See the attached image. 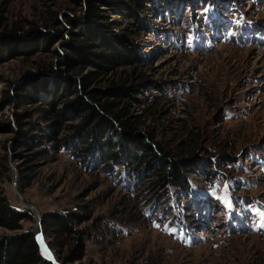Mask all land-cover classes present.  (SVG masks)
I'll return each instance as SVG.
<instances>
[{
  "label": "rangeland",
  "instance_id": "374dc122",
  "mask_svg": "<svg viewBox=\"0 0 264 264\" xmlns=\"http://www.w3.org/2000/svg\"><path fill=\"white\" fill-rule=\"evenodd\" d=\"M203 1L155 0L149 30L131 36L167 94L146 93L138 113L145 106L148 115L156 102L158 111L141 129L156 127V139L174 154H193L205 165L203 174H188V193H152L144 185L152 174L134 182L115 161L107 172L97 152L84 158L69 147L56 151L35 130L37 115L18 125L15 114L28 99L7 103L3 91L22 86L51 55L17 52L0 62V180L9 203L31 207L37 227L54 212L90 218L78 226L86 231L83 258L66 264H264V0ZM51 3L0 0V7L27 39L28 21ZM105 136L108 150L118 146L119 136ZM8 233L0 227V235Z\"/></svg>",
  "mask_w": 264,
  "mask_h": 264
},
{
  "label": "trees",
  "instance_id": "16d2710c",
  "mask_svg": "<svg viewBox=\"0 0 264 264\" xmlns=\"http://www.w3.org/2000/svg\"><path fill=\"white\" fill-rule=\"evenodd\" d=\"M160 1L186 6L206 2ZM157 11L155 0H52L38 21H28V38L23 39V27L4 18L0 7V62L17 52H31L29 57L41 52L51 55L22 86L15 91L5 89L3 97L7 103L17 96L28 99L22 113L15 114V122L21 125L24 117L37 115L35 130L47 136L56 151L69 147L73 156L84 158L97 152L107 172L109 163L115 161L124 163L123 171L134 182L152 174L144 184L152 193L164 194L170 187L188 193V174H203L205 165L198 158L193 160V154H174L170 145L156 139V127L141 129L144 118L147 121L157 113V102L148 115L142 114L145 106L138 113L150 89L161 92L163 98L167 95L164 83L153 80L152 69L144 67L143 54L131 40L132 34L149 30L150 18ZM44 125H55L64 134ZM108 132L119 136L118 146L110 150ZM89 219L74 212H54L44 214L42 227H37L30 208L18 209L9 203L0 180V227L10 232L0 235V264H55L40 252L36 239L40 229L51 239L48 243L57 251L58 264L82 259L86 231L78 226ZM23 222L30 224L25 228Z\"/></svg>",
  "mask_w": 264,
  "mask_h": 264
},
{
  "label": "water",
  "instance_id": "95a60500",
  "mask_svg": "<svg viewBox=\"0 0 264 264\" xmlns=\"http://www.w3.org/2000/svg\"><path fill=\"white\" fill-rule=\"evenodd\" d=\"M29 208H31V207H29ZM32 209V208H31ZM38 237H41V238H43V235H42V232L40 231V232H38V234H36V239H37V241H38V245H39V249H40V252L42 253V251H41V246H40V242H39V240H38ZM48 247V246H47ZM50 249L48 248V251H49ZM42 255H43V253H42ZM44 257H46L45 255H43ZM47 259H49L48 257H46ZM49 260H51L52 262H54L55 264H58V262L57 261H55L53 258H51V259H49Z\"/></svg>",
  "mask_w": 264,
  "mask_h": 264
},
{
  "label": "snow or ice",
  "instance_id": "6c2138e0",
  "mask_svg": "<svg viewBox=\"0 0 264 264\" xmlns=\"http://www.w3.org/2000/svg\"><path fill=\"white\" fill-rule=\"evenodd\" d=\"M226 188H227V186H226ZM225 202H226V204H229V205H230V201L225 200ZM167 227H168L167 225H164V228H165V229H167ZM38 240H40L41 245H42V247H43L42 238L38 237ZM43 250H44L45 254L48 255V258L51 259V255L48 253L47 249L44 248Z\"/></svg>",
  "mask_w": 264,
  "mask_h": 264
},
{
  "label": "bare ground",
  "instance_id": "6f19581e",
  "mask_svg": "<svg viewBox=\"0 0 264 264\" xmlns=\"http://www.w3.org/2000/svg\"><path fill=\"white\" fill-rule=\"evenodd\" d=\"M41 238V237H40ZM39 242H40V240H39ZM42 242H43V238H42ZM40 246H41V251H42V253H43V255H45L46 257H48V255L47 254H45V252H44V248H46L47 249V251H48V248L46 247V245L44 244V242H43V247H42V245H41V242H40ZM48 253L50 254L51 252L50 251H48ZM51 255V254H50ZM51 258H53V256L51 255ZM54 259V258H53Z\"/></svg>",
  "mask_w": 264,
  "mask_h": 264
}]
</instances>
